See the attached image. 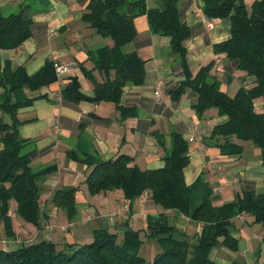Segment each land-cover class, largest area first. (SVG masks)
Returning a JSON list of instances; mask_svg holds the SVG:
<instances>
[{"label":"trees","instance_id":"obj_1","mask_svg":"<svg viewBox=\"0 0 264 264\" xmlns=\"http://www.w3.org/2000/svg\"><path fill=\"white\" fill-rule=\"evenodd\" d=\"M41 1L50 8L48 0ZM179 1L160 0L159 7L149 8L146 0H89L81 20L96 34L111 38V43L87 49L93 68L79 63L94 83V96L83 92L79 77L74 75L62 87V99L112 102L122 118L136 115L137 108L124 106L121 100L126 85L144 83L146 61L137 52H127L125 46L137 37L136 17L147 15L153 33L171 37L172 51L185 75L182 83L170 91L173 100H179L190 87L198 94L194 108L199 116L212 108L227 116L213 127L205 138L206 144L231 156L241 155L245 142H252L260 150L264 164V103L257 104L260 99L264 101V0H255L251 10L245 0H202L203 13L208 18L231 19V36L214 45L215 53L225 54L235 69L255 78L253 86L242 84L234 95L221 89V80L213 72L216 61L201 66L195 75L191 72L186 44L191 28L182 19ZM28 10L34 11L30 3L21 4L10 13L0 7V111L10 117L9 121L0 118V224L8 238L16 234L9 214L12 200L17 202V213L25 221L39 229L45 226L39 178L56 169L54 165L34 168L33 140L22 139L18 133L23 122L19 110L34 101L26 90H37L58 80L54 61L49 60L32 74L24 66L13 69L9 61L2 65L1 51L21 47L33 34L34 22ZM95 70L102 73V81L94 76ZM67 156L90 168L86 183L91 193L120 189L127 199L133 200L148 192L161 208L179 211L198 222L200 231L193 239L177 237L175 227L163 212L148 219L147 237L158 246L150 261L141 254L144 240L139 230L129 228L120 238L101 227L94 229L93 238L86 242L60 244L43 240L11 251L0 249V264H214L213 248L238 249V240L229 231L234 217L248 213L264 226V193L248 189L232 201L215 205L213 187L202 177L186 183L189 142L181 133H173L172 149L161 168L142 169L127 154L105 159L93 147L73 148ZM76 192V187H64L55 190L51 198L70 221L77 217Z\"/></svg>","mask_w":264,"mask_h":264},{"label":"crops","instance_id":"obj_2","mask_svg":"<svg viewBox=\"0 0 264 264\" xmlns=\"http://www.w3.org/2000/svg\"><path fill=\"white\" fill-rule=\"evenodd\" d=\"M45 8L41 0H0L4 10L15 11L19 5L32 4L34 11H27L33 19V34L19 48L1 51L2 65L11 62L12 68L24 66L29 74L37 72L49 60L72 65L70 73L58 76L48 86L26 92L34 98L31 105L19 110V137L33 140L31 165L39 169L56 166L49 174L40 176L41 207L46 224L38 229L17 213V202H10L9 214L13 220L15 238H8L0 224V249L11 251L22 242L47 241L55 243L86 242L93 238L96 228H105L117 233L120 238L131 228L147 237L149 216L160 213L168 215L181 238H194L200 224L176 210H165L157 205L149 194L133 200L127 199L120 189L93 194L86 183L90 168L67 156V151L76 147H93L105 159H115L120 154L133 157V164L142 169L161 168L165 155L171 151L173 133L178 132L189 142V163L184 168L187 184L202 177L213 187L215 205L235 199L244 190L255 189L264 193V164L260 150L245 142L241 155H223L206 144L213 127L227 119L216 109L207 110L203 116L196 113L194 105L198 94L186 88L179 100H173L170 91L185 79L177 55L171 48V37L153 33L147 15L135 19L137 37L125 46L127 52H137L145 62V81L141 85L124 87L121 104L136 107L137 114L126 118L112 102L65 101L62 87L71 76H78L82 90L94 96V83L82 71L80 64L93 68L87 49L111 43V38L96 34L81 20L89 0H48ZM149 8L160 6V0H146ZM255 0H245L248 10ZM202 0H180L182 19L191 28V37L186 40L188 62L193 75L201 66L220 59L222 66L213 69L221 80V89L234 95L242 84L253 86L255 78L235 69L225 54H217L214 45L231 36L230 18H208L203 13ZM209 23H211L209 25ZM97 80L103 75L93 72ZM159 79L164 81L159 96L155 95ZM3 88H0V93ZM260 99L257 104L262 105ZM0 118L10 117L0 111ZM193 137V141L189 137ZM3 144L0 143V148ZM237 179L235 181L234 179ZM76 187L77 217L70 221L64 209L52 201L55 190ZM230 233L238 240V249L219 246L211 250L214 264H264V226L248 213L234 217L229 225ZM149 238V237H148ZM150 239V238H149ZM153 242V241H152ZM156 246V247H155ZM151 247L152 254L158 251Z\"/></svg>","mask_w":264,"mask_h":264},{"label":"built area","instance_id":"obj_3","mask_svg":"<svg viewBox=\"0 0 264 264\" xmlns=\"http://www.w3.org/2000/svg\"><path fill=\"white\" fill-rule=\"evenodd\" d=\"M211 23H209L210 25ZM217 64H219L220 66H222V62L220 59H217ZM54 66H55V71L57 76L61 77L62 75H65L67 73H70L73 69L72 65L69 63H64L61 61H54ZM164 84V81L162 79H159L158 83H157V88L155 90V95L159 96L161 93V87ZM193 137H189L190 141H193ZM238 178L234 179L235 181H237Z\"/></svg>","mask_w":264,"mask_h":264},{"label":"rangeland","instance_id":"obj_4","mask_svg":"<svg viewBox=\"0 0 264 264\" xmlns=\"http://www.w3.org/2000/svg\"><path fill=\"white\" fill-rule=\"evenodd\" d=\"M5 12L6 13H10L11 12V10H9V9H6L5 10ZM145 194H148V192H145ZM242 214V213H241ZM30 224H32V223H30ZM34 225V224H33ZM35 226V225H34ZM39 229V228H38ZM15 236H16V234H15ZM15 238V237H14ZM143 240H144V244H143V246L141 247V254L142 255H144L145 257H146V259L147 260H153V254L151 253L152 252V250H151V247L154 245L155 246V240H152V239H149L148 237H144L143 238ZM153 241V242H152ZM22 244H29V243H25V242H22ZM21 244V245H22ZM156 247V246H155ZM157 252V251H156ZM156 254V253H155ZM154 254V255H155Z\"/></svg>","mask_w":264,"mask_h":264}]
</instances>
